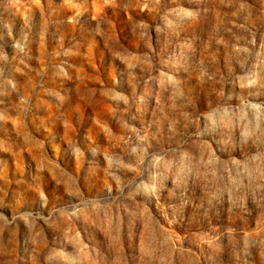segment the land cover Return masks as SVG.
<instances>
[{
	"label": "rangeland",
	"instance_id": "374dc122",
	"mask_svg": "<svg viewBox=\"0 0 264 264\" xmlns=\"http://www.w3.org/2000/svg\"><path fill=\"white\" fill-rule=\"evenodd\" d=\"M0 264H264V0H0Z\"/></svg>",
	"mask_w": 264,
	"mask_h": 264
}]
</instances>
